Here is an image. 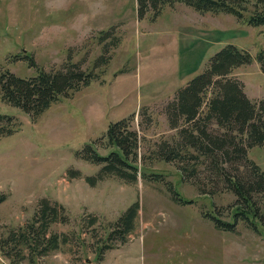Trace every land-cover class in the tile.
<instances>
[{"label":"rangeland","instance_id":"obj_1","mask_svg":"<svg viewBox=\"0 0 264 264\" xmlns=\"http://www.w3.org/2000/svg\"><path fill=\"white\" fill-rule=\"evenodd\" d=\"M256 1L249 0L243 18L182 3L140 18L137 0H0L2 71L27 78L71 61L95 77L39 116L0 99V113L15 123L12 134L0 135V195H6L0 236L31 221L47 198L63 205L68 216L50 231L69 238L35 263H12L0 253V264H264V223L239 220L233 231L219 228L212 216L233 222L235 194L227 189L202 194L194 179L183 178L177 162L155 153L163 141L179 139L168 102L213 55L229 43L254 57L264 49V25L248 22ZM103 31H112L106 40ZM232 75L250 99L264 98V72L256 59ZM131 116L141 138L138 180L108 175L92 185L86 177L97 175L102 165L78 152L92 144L109 154L113 148L104 138L109 125ZM249 157L264 169L263 147L251 148ZM136 201L135 230L125 242L108 239ZM259 203L264 213V195Z\"/></svg>","mask_w":264,"mask_h":264},{"label":"trees","instance_id":"obj_2","mask_svg":"<svg viewBox=\"0 0 264 264\" xmlns=\"http://www.w3.org/2000/svg\"><path fill=\"white\" fill-rule=\"evenodd\" d=\"M138 16L144 17L150 10L159 16L165 6L185 4L200 12H227L243 18L249 0H137ZM249 17L251 26L264 25V0L255 2ZM112 31H103L104 36ZM109 35L104 39L106 40ZM115 44L118 41L116 39ZM254 59L264 72V49L256 57L234 43L225 45L207 63L201 73L181 87L166 110L172 128H179V139L171 143L163 141L155 151L159 159L177 162L183 178L194 179L202 194L214 195L221 189L232 191L236 201L233 222H224L212 216L223 230L233 231L239 220L258 226L256 219L264 223V213L259 197L264 195V169L249 157L255 146L264 148V98L253 101L244 90L243 83L232 75L240 66L251 64ZM103 60V57L99 62ZM34 62V61H33ZM107 62V61H106ZM35 66V63H32ZM93 72H86L80 63L68 61L61 69H38L35 76L23 78L0 69V99L33 116H39L61 97L80 90L94 80ZM134 116L123 118L109 125L104 138L112 151L103 155L88 144L78 156L102 165L99 173L86 177L92 185L108 175H116L127 181L138 180L141 138L132 128ZM0 135L14 132L13 117L0 113ZM207 186L210 189H207ZM176 200H182L173 190ZM6 195H0V203ZM140 203L136 201L119 217L108 239L126 241L135 230ZM65 207L47 198L40 200L31 221L10 230L8 236H0V253L13 262L28 259L35 263L39 257L57 250L68 242L66 234L51 232L55 222H67ZM97 218L91 219V224ZM101 258V257H100Z\"/></svg>","mask_w":264,"mask_h":264}]
</instances>
